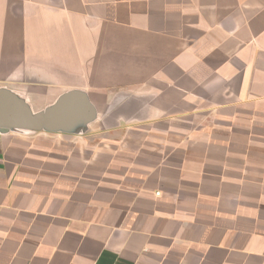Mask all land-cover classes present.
<instances>
[{
  "label": "crops",
  "instance_id": "crops-1",
  "mask_svg": "<svg viewBox=\"0 0 264 264\" xmlns=\"http://www.w3.org/2000/svg\"><path fill=\"white\" fill-rule=\"evenodd\" d=\"M0 89L92 111L0 130V264H264V0H0Z\"/></svg>",
  "mask_w": 264,
  "mask_h": 264
},
{
  "label": "water",
  "instance_id": "water-1",
  "mask_svg": "<svg viewBox=\"0 0 264 264\" xmlns=\"http://www.w3.org/2000/svg\"><path fill=\"white\" fill-rule=\"evenodd\" d=\"M75 97L80 98L83 103L78 110L90 114L92 111L85 99L76 94L63 98L55 107L45 113L33 114L16 95L8 90L0 89V130L9 128L37 130L45 126H59L63 123L64 118L77 112L71 104Z\"/></svg>",
  "mask_w": 264,
  "mask_h": 264
}]
</instances>
